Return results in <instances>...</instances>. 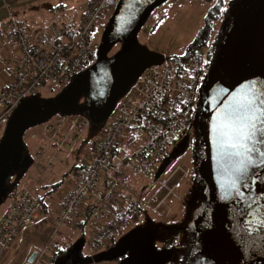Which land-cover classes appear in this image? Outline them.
I'll return each instance as SVG.
<instances>
[{
  "label": "rangeland",
  "instance_id": "1",
  "mask_svg": "<svg viewBox=\"0 0 264 264\" xmlns=\"http://www.w3.org/2000/svg\"><path fill=\"white\" fill-rule=\"evenodd\" d=\"M45 2L61 7L64 20L73 21L77 20L87 0H0V24L9 16H25L29 22L46 19L52 9L43 10L39 20L38 15L30 11L44 9ZM123 2L118 0L97 23L93 41L95 57L81 73L63 83L47 81L36 94L22 97L0 121V209L5 200L10 199L9 193L19 187L48 203L45 211L38 200L39 211L46 213L27 228L28 234L18 235L0 264H23L29 255L25 253L36 249L33 240L41 244L56 240L58 245H64L65 251L57 259H48L51 264H179L183 250L186 255L182 264H190L206 241L208 227L205 224L214 214L217 184L225 178L230 162V158L221 153L216 128L223 123L222 114L233 102L241 44L248 33V17L254 0H225L224 10L213 23L208 38L218 41L217 53L213 61L208 59L204 78L198 84L191 125L177 140L176 150L184 151L158 182L149 185L143 198L145 204L138 215L103 249L111 255L119 254V261L117 256L109 260L99 257V251L91 253L80 227L67 230L60 226L58 232L54 231L50 219L56 214L54 208L51 210L54 194L48 192L51 185L67 183L65 168L74 162H83L89 146L100 140L102 128L117 111L121 99L134 89L142 72L161 63L162 58L171 59L181 54L198 38L211 5L205 0H162L152 7L150 18L139 23L131 33L136 47L147 59L145 65L135 76L103 88L92 77L99 66L115 59L122 49V36L108 34L107 27ZM163 13L165 17L158 19ZM145 23L151 25L150 28L144 30ZM72 115L87 120L89 127L67 154L65 165L55 158L52 166H48L45 154L39 157L38 166H31L19 178L26 163L32 162L43 150L47 126L58 118ZM133 178L148 182L146 178ZM135 192L140 194V191ZM194 227L196 230L192 231ZM119 248L120 253L116 254Z\"/></svg>",
  "mask_w": 264,
  "mask_h": 264
},
{
  "label": "built area",
  "instance_id": "2",
  "mask_svg": "<svg viewBox=\"0 0 264 264\" xmlns=\"http://www.w3.org/2000/svg\"><path fill=\"white\" fill-rule=\"evenodd\" d=\"M117 2L88 0L76 26L59 23L58 15L50 17L45 29L31 26L24 17L9 16L1 23L0 70L8 73V80L0 85L2 114L25 95L38 92L47 81L63 83L82 71L95 57L97 23ZM150 26L145 23L144 30ZM205 72V47L195 48L182 62L165 57L161 64L142 72L102 128L100 140L89 146L83 162L67 174V183L54 193L52 204L57 212L50 219L55 232L60 226L76 229L84 222L91 253L112 243L145 204L129 186L133 176L150 180L173 139L190 127L197 87ZM88 127V121L80 116L56 119L47 126V144L34 166H38L39 157L49 153V145L64 161L62 149H73ZM45 213L39 211L38 201L29 191L16 192L0 217V260L17 234ZM35 250L29 264H47L54 247L48 242Z\"/></svg>",
  "mask_w": 264,
  "mask_h": 264
},
{
  "label": "water",
  "instance_id": "3",
  "mask_svg": "<svg viewBox=\"0 0 264 264\" xmlns=\"http://www.w3.org/2000/svg\"><path fill=\"white\" fill-rule=\"evenodd\" d=\"M160 2L162 0H124L116 11L107 30L108 34L121 35L123 46L115 59L99 66L93 74L95 77L92 78L103 88L122 78L135 76L145 65L147 59L136 47L131 33ZM247 28L236 69L232 105L243 96L244 86L250 82H255L256 94L264 93V0H254ZM259 138L264 140V136ZM256 147L264 152V143ZM251 155L254 163L240 182L239 192L232 190L231 195H226L234 179V167L239 162L237 158H230L226 176L217 184L214 214L205 224L208 227L206 241L190 264H264V224L260 223L264 221V163H261L264 157L259 152ZM252 221L256 223H250ZM195 228L191 230L195 231ZM35 254L34 249L23 264H29ZM118 255H111L106 250L98 252V256L105 259Z\"/></svg>",
  "mask_w": 264,
  "mask_h": 264
},
{
  "label": "snow or ice",
  "instance_id": "4",
  "mask_svg": "<svg viewBox=\"0 0 264 264\" xmlns=\"http://www.w3.org/2000/svg\"><path fill=\"white\" fill-rule=\"evenodd\" d=\"M255 88V82L244 86L243 96L236 104L226 109L222 114L223 123L216 128L222 155L237 158L239 161L234 167V179L228 186L226 195H231L232 190L239 192L240 182L249 166L254 163L251 154L259 152L260 156L264 157V152H260L256 147L264 143V140L259 138L264 136V93L256 94ZM261 163H264V159ZM260 223L264 224V221Z\"/></svg>",
  "mask_w": 264,
  "mask_h": 264
},
{
  "label": "trees",
  "instance_id": "5",
  "mask_svg": "<svg viewBox=\"0 0 264 264\" xmlns=\"http://www.w3.org/2000/svg\"><path fill=\"white\" fill-rule=\"evenodd\" d=\"M205 1L211 3V5L207 9L206 16H205V21H204L203 25L201 26V28L199 29L198 38L196 37V39L192 42V44H190L184 50V52H182L181 54L174 55L173 57H171V61H173V62H182V61L186 60L189 57V55L191 54V52L197 47H207V49H206V66L208 64V59L209 58L211 59V61H213L215 59V55L217 53V48H218V41H210L208 37L210 35V32L213 30V23L215 22V20L220 16L222 11L224 10L225 0H205ZM158 4H161V2L158 3ZM151 13H152V10H150L148 12V14H147V16H146L144 21H146L147 19L150 18ZM164 17H165V13L160 14L158 19H162ZM220 37H221V33L218 36V40H219ZM188 128L184 129L183 131H181L173 139V142H172V144L170 146L168 154L166 155V157L164 158V160L162 161V163L158 167L157 171L155 172V174L151 178V180L150 181L148 180V182L144 183L142 180H137V179L133 178L131 183H130V185H129L132 190L140 191V194L144 195L146 190H147V188L149 187V185L151 186L152 183L158 182L164 176V174L167 172L168 168L171 167L175 163L176 159L183 153L184 149H181V150L177 149L176 150L175 147L177 145V140L179 139V137H181V135L184 134L188 130ZM31 165H32V162L30 161L25 166L24 172L23 173L20 172L21 174H20L19 178H21V176H23V174L26 171L29 170ZM9 179L11 180V175L10 174H9ZM61 186H62L61 183H54V184L51 185V188L49 189L48 192L50 194L51 193L54 194ZM20 188L21 187L15 188L14 190H12L11 193H9V196H11L10 199L13 198L14 195L16 194V192H18L19 190H24V189H20ZM17 189H19V190H17ZM36 199H37V201L38 200L40 201V204L42 205L44 210L47 211L48 203L42 197H37ZM83 224H84V222H82L80 224V228L82 230H83ZM177 229H180V228H177ZM64 251H65V248L60 246L58 248V250L54 251L53 254L50 256L51 260L57 259L59 257V255L62 254ZM182 254H183V256H180L179 259H178L179 264L184 263V258H185V255H186L185 250H183ZM116 258H117V261H119V255ZM47 264H51L50 260H48Z\"/></svg>",
  "mask_w": 264,
  "mask_h": 264
},
{
  "label": "crops",
  "instance_id": "6",
  "mask_svg": "<svg viewBox=\"0 0 264 264\" xmlns=\"http://www.w3.org/2000/svg\"><path fill=\"white\" fill-rule=\"evenodd\" d=\"M88 1V0H87ZM59 4H61V3H59ZM58 4V5H59ZM28 7H30V8H33V6H28ZM60 8L61 7H59V6H57L56 8H55V6H51L50 4H49V2H45L44 3V9H38V8H33V9H30V11H32V12H34V14H37L38 15V19L37 20H39V19H41L42 17H43V15L41 14V12H43V10H47V9H52L51 10V12H49L48 13V17L45 19L44 17L41 19V20H39V21H30L29 23L31 24V26H33V27H35V28H39V29H45V28H47L48 26H49V22H50V17L52 16V15H58L59 16V18H60V22L59 23H61V24H65V25H70V26H76L77 24H78V21H79V17H80V15L78 16V18H77V20H75V19H73V21L72 20H67V21H65L64 20V18L61 16V14H60ZM84 10V9H83ZM83 10H82V12H83ZM81 12V13H82ZM42 15V17H40L41 15ZM21 17H25V16H21ZM25 18H27V17H25ZM28 19V18H27ZM29 21V20H28ZM162 63V62H161ZM161 63H158L157 65H159V64H161ZM6 80H8V73L6 72V71H4V70H0V85H1V83L2 82H5ZM2 111H3V107L0 105V121L4 118V116L5 115H3L2 114ZM81 140V139H80ZM47 144V140H46V142H45V144H44V146ZM44 146H43V148H44ZM49 153H47V156H48V158H46V161H47V165L48 166H52V160L53 159H55V158H59L60 160H62L61 159V155H59V153H57L56 151H55V148H54V146L53 145H49ZM73 149H71V150H67V148H63L62 149V155H63V152L65 151V153H67V154H69L71 151H72ZM67 154H64L66 157H65V160H66V158H67ZM39 154H37V156H38ZM34 159L36 160L37 159V157L35 158H33V160H32V165L31 166H33L34 165ZM65 160L64 161H62L63 163H64V165H65ZM81 163L80 162H74L69 168H65V172H66V175L69 173V172H71L72 170H75L79 165H80ZM63 182V181H62ZM59 183V182H58ZM61 183V182H60ZM61 184H65V182L64 183H61ZM52 194V193H51ZM142 198H144L145 196L144 195H141V194H139ZM35 198H37L36 196H35ZM12 199V198H11ZM11 199H7V200H5V203H4V205L1 207V209H0V217L6 212V209H7V207H8V205H9V203L11 202ZM55 209V212H57V208H55L54 206L51 208V210L52 209ZM36 222V221H35ZM35 222L32 224V225H30V226H33L34 224H35ZM66 228H67V230H71V228H69V227H67V226H65ZM29 229V228H28ZM28 229H24V230H22V231H20L18 234H17V236H16V238L18 237V235L21 233V232H24L25 234H28ZM77 229V228H76ZM75 230V229H74ZM58 232V231H57ZM64 236L65 235H63V237L61 238L62 240H64L63 238H64ZM16 238H15V240H16ZM61 239H58V240H61ZM15 242V241H14ZM33 242L35 243V246H36V248H38V247H41L42 245H44V244H41L39 241H36V240H33ZM51 243L52 245H53V247H54V250L53 251H51L50 253H49V255H52L53 254V252L54 251H57L58 250V248L61 246V247H64V245H62V244H60V245H58V243H57V241L55 240L54 242H50V240H47V243ZM14 244V243H13ZM12 244V245H13ZM12 248V246L10 247V249ZM10 249L7 251V252H9L10 251ZM31 251H32V249L31 250H29L27 253H25V254H30L31 253ZM6 252V253H7ZM6 253H5V255H6ZM4 257V256H3ZM50 257V256H49Z\"/></svg>",
  "mask_w": 264,
  "mask_h": 264
}]
</instances>
